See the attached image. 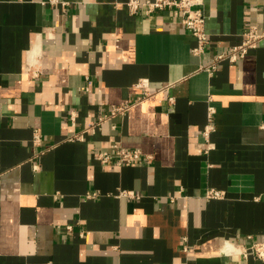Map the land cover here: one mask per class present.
I'll return each instance as SVG.
<instances>
[{
	"label": "crops",
	"instance_id": "obj_1",
	"mask_svg": "<svg viewBox=\"0 0 264 264\" xmlns=\"http://www.w3.org/2000/svg\"><path fill=\"white\" fill-rule=\"evenodd\" d=\"M125 1L0 0V264H264L221 251L264 241V40L200 69L264 32V0H205L202 55L176 11ZM114 143L153 159L98 161Z\"/></svg>",
	"mask_w": 264,
	"mask_h": 264
},
{
	"label": "built area",
	"instance_id": "obj_2",
	"mask_svg": "<svg viewBox=\"0 0 264 264\" xmlns=\"http://www.w3.org/2000/svg\"><path fill=\"white\" fill-rule=\"evenodd\" d=\"M205 0H126L125 4L131 13H137L141 9L145 10L147 15H151L156 11L174 10L180 17V23L187 28L193 37L195 38V45L192 49L195 55H202L205 50L211 45V37L206 30V14L204 11ZM264 40V32H261L257 26L251 25L243 33L242 41L238 44L232 45L227 51L218 52L214 60L208 65H201L200 69L207 70L209 73H214L218 69L220 63L224 61L236 62L237 60L244 58L251 49L256 48L261 41ZM26 72L34 77L41 74L40 69H35L31 64L26 66ZM137 87H143L145 96H150L152 93L142 83L139 82ZM169 87V86H168ZM166 87V88H168ZM158 92V91H157ZM135 103L123 102L120 104H114L111 106L107 113H104L83 131L76 133L71 139L82 140L85 137L86 132L92 134L102 129L104 124L111 119L125 115L129 112ZM215 108L211 106L209 108V121L203 129V135L205 136L208 149H211L210 136L215 130L213 122V115ZM74 114V113H72ZM74 118L72 117V120ZM116 126L113 125V128ZM42 140L40 133H35V141L39 144ZM95 157L101 163H115L118 166L141 164L146 160H152L153 155L146 154L144 151L138 148H127L120 143H114L108 148L98 150L95 153ZM121 195L131 197L132 194L128 190L120 191ZM225 196V191L216 188H209L206 190L205 199H220ZM134 197V196H133ZM68 231L73 230V225L66 226ZM222 253L227 255H243L244 257L254 254L258 259L264 261V241L253 242L250 246H238L232 242L226 241L221 249Z\"/></svg>",
	"mask_w": 264,
	"mask_h": 264
}]
</instances>
